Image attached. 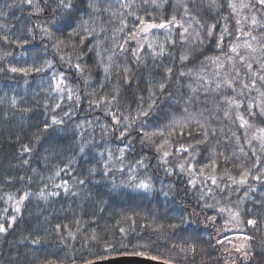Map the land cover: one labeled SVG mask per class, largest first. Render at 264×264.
<instances>
[{
	"label": "trees",
	"instance_id": "1",
	"mask_svg": "<svg viewBox=\"0 0 264 264\" xmlns=\"http://www.w3.org/2000/svg\"><path fill=\"white\" fill-rule=\"evenodd\" d=\"M125 2L131 8H124ZM71 3L76 22L68 28L69 11L58 7L59 0H32L31 5L27 0H0V225L6 229L0 232V264H88L120 256L167 264H264V151L253 139L264 128V118L250 116L247 108L251 104L250 111L258 112L264 105V83L256 79L257 73L264 74L259 68L264 63L260 46L264 27L244 24V31H251L256 41L236 30V20L250 21L253 14L264 22V9L239 8L256 0H235L238 13L231 11L228 0ZM90 3L99 10L93 11ZM173 16L188 28L186 40H181L183 29L174 25L139 32L125 44L129 34L142 27L137 17L159 24ZM80 20H89L98 35L70 36ZM122 21L127 26L120 31ZM210 25H215L211 36L207 35ZM225 27L232 35L225 33L223 45L217 48ZM59 40L64 43L58 45ZM245 41L256 51L245 48ZM97 42H102L99 48ZM233 42L241 45L240 54L253 64L251 72L243 62L237 61L234 69L225 60L227 45ZM138 45L142 46L139 59L132 54ZM161 47L163 53L157 54ZM185 54L189 59L181 62ZM208 57H219L224 67ZM237 71L235 91L223 86L214 90L218 80L232 79ZM61 74L65 77L61 89L71 90L72 99L66 91L56 90ZM160 83L166 91H160ZM242 84L250 86L240 95ZM101 96L116 100L97 106L94 101ZM224 97L243 103L236 108ZM149 104H154L151 110ZM141 110L149 115H140ZM108 113L117 114L120 124ZM53 116L63 123L53 124ZM240 116L251 127H241ZM172 121L188 128L185 135L169 138L165 150L171 155L165 164L154 144L142 143L139 132L141 128L152 132ZM129 124L132 128L120 138ZM204 130L209 133L207 140L198 143L204 140ZM153 139L163 143L159 137ZM181 145L188 151H178ZM25 146L31 151H24ZM257 157L261 163L254 168ZM211 161H216L215 168ZM247 170H251L247 183L230 179L239 181ZM141 180L150 188L137 187ZM65 181L68 191L57 187ZM25 193L27 198L21 200ZM242 244L244 248L237 251Z\"/></svg>",
	"mask_w": 264,
	"mask_h": 264
},
{
	"label": "snow or ice",
	"instance_id": "2",
	"mask_svg": "<svg viewBox=\"0 0 264 264\" xmlns=\"http://www.w3.org/2000/svg\"><path fill=\"white\" fill-rule=\"evenodd\" d=\"M27 3L29 5L32 4V0H27ZM213 3H215V0H213ZM257 5H259L260 8L264 9V0H256V3H241L239 5V8L240 9H243V8H253L255 9L257 7ZM124 8H131V3H128V2H125L123 3L122 5ZM58 7H63L64 9L68 10L69 11V20L66 21V27L68 28H71L73 27V24L76 22L74 18H71V9L73 8V5L71 3V0H59V4H58ZM89 7L93 10V11H98L99 9L96 7L95 4L93 3H90L89 4ZM228 7L231 9V11L233 13H238V7H237V4L235 3V0H228ZM35 11L36 12H39L40 9L39 8H35ZM184 13H185V16H187L189 14V9L187 7H185V10H184ZM130 15L132 13H129ZM91 19V17H90ZM194 19V17H193ZM227 19V18H225ZM137 20L139 21V23L142 25V27L140 29H138V32L137 33H132V34H129V36L125 39V44L128 43L129 40H135L136 39V36L139 32H143V33H148L151 29H154V28H159V29H165V28H171L172 26L174 25H178L180 28L183 29V33L181 34V40H186V35L188 33V28L184 27L183 23L180 22V21H177L176 17L173 16L171 18V20H168L166 22H162V23H147L146 21L143 20V18L141 17H137ZM93 24L95 23L94 21L92 22ZM197 24H199L200 22L197 20L196 21ZM245 23H248L250 25V28H255V27H264V22H261L260 20H258L257 16L255 14H253L251 16V19L250 21L248 20V17H243L242 19H238L236 20V25L238 26L237 27V32L241 33L243 36H246V37H250L252 41H256L257 40V37L256 36H253L251 34V31H247L245 32L244 31V24ZM122 27L120 29V31H123L124 30V27H126V23H124L122 21ZM189 27H191V24H189ZM200 27H204V25H200ZM76 28H78L80 31H76ZM76 28H73V31L72 33H70V36H77L79 37L80 35V32H83L84 33V38H87V37H93L95 38V36L98 35L97 31H96V28L92 26V24H90V21L89 20H80L78 24H76ZM215 28V25H210V26H207V35L211 36L213 34V29ZM103 26L101 25V31H103ZM43 31L45 32L46 35H48V30L45 28L43 29ZM225 33L228 34V36H231L232 33L229 32V30L227 29V27L224 28V30L221 32V34L219 35L218 37V40H217V43H216V47L217 48H221V46L223 45L224 41H225ZM196 36L197 38L199 39V33H196ZM3 39L7 40V37H3ZM64 41L63 40H59L57 42V44H63ZM81 43H83V40H81ZM102 42H97V44L95 45V48H99L100 47V44ZM175 43V42H173ZM149 48H152V44H148L147 45ZM245 48H249L251 49L253 52L256 51V48L253 47L252 43L248 42V41H245V44L243 45ZM261 49L264 50V44H261ZM120 49L123 51L124 50V45H120L119 46ZM228 49H229V52H226L224 53V56H225V60L226 61H229V62H232V65H233V68L235 69V64L237 61L239 62H243V66L246 68V70L248 72H251L252 68H253V64L250 63V62H247L246 61V58L245 56L241 55L240 54V47L241 45L238 44V43H229L227 45ZM142 50V46L138 45V49L137 51H133V56H135L137 59H139V56L137 55V52ZM163 53V47H161V52L160 53H157V54H162ZM97 55H100V52H97ZM61 59H64V57H61ZM69 63H71V58L69 57ZM109 59H111V57H109ZM189 59V56L187 54L185 55H181L180 56V60L181 62L183 61H187ZM207 59L209 60H212L213 63H216L217 64V67L219 68H222L224 67V64L223 63H220V58L219 57H216L215 59L211 58V57H208ZM47 67H51V62H48L47 64ZM74 67L80 71L81 73L83 72V69L81 68V65L80 64H76L74 65ZM259 68L261 71H264V63H260L259 64ZM12 72H27L26 69H17V68H11L10 69ZM36 72H41L43 71L42 68H36L34 69ZM127 71V69L125 70ZM168 73H172V69L169 68L166 70ZM181 76L185 75V73L181 72L180 73ZM217 75H219V73H217ZM65 79V77L63 76V74L60 75V81L57 83L56 85V90L57 91H66L68 93V99H72V92L71 90H68V89H61V84L60 82H62L63 80ZM256 79H258L260 82L264 83V74H259L257 73L256 74ZM239 82V72L237 71V74L234 78L232 79H223V80H218L215 84V89L216 91H219L221 89V87H227V88H230L232 89L233 91H235V87L234 85ZM256 84V80H252L251 81V86H255ZM250 85L249 84H242L241 85V92H240V95H243V89L245 88H248ZM159 89L161 92H164L166 91V85L164 83H160L158 85ZM101 88H103V85H101ZM207 90V89H206ZM193 92L196 91V89H192ZM76 100H79L80 97L77 95L76 97ZM189 99H191V97H189ZM224 102L225 103H228L229 105L231 106H234L236 108H239L241 106V104L243 103L242 101H238L236 99H233L231 97H224ZM116 100V97L115 96H112L111 99H109L107 96H101L99 97V99H97L96 101H94V103H96L97 106H100L102 103L105 105V106H108V105H111L114 101ZM57 108L60 107V104H57L56 105ZM154 107V104H149L148 105V108L149 110H151L152 108ZM247 108L249 109V115L250 116H260L261 118H264V105H261L259 107V111L258 112H252L250 111V109L252 108V105L249 104L247 106ZM184 112H187V108L183 109ZM111 115V118L113 121H115L116 124H120L121 122V119L117 116V114L115 113H108ZM140 115H143L145 117H147L149 115V111H143L141 110ZM65 116H68L69 113L65 112L64 113ZM224 115L227 117L229 115V113L227 111L224 112ZM124 120H128L129 118L128 117H123ZM165 119H167V115L165 116ZM240 121H241V127H251V125L249 124L248 120H245L243 116H240L239 117ZM52 123L53 124H61L63 123L62 120H59V119H56L55 116L52 117ZM134 123V121H133ZM177 126H179V132L177 133ZM49 126L47 125V123L45 124V131H47V128ZM203 127V126H201ZM132 128V125L129 124L127 126V128H125L124 131H121L120 132V138H124L127 133H128V130ZM188 128V125L187 124H181L180 121H172L170 122V124L168 126H164V125H161V126H158L154 131L152 132H148V131H145L143 128L140 129V132H139V135L142 136V143L144 142H147L149 144H154L155 147H156V151L158 153H160V159L166 164L168 163V160L166 159L167 157H169L171 155V153L167 150H165L166 146L169 145V138L174 136V135H185V130ZM260 135L259 136H253V139L255 140H259L260 144H261V151H264V128H259L258 129ZM187 135L191 136L193 135V133L191 131H188L187 132ZM203 135H204V140L202 141H198V143H204L206 140H207V137L209 135L208 131L207 130H204L203 132ZM154 137H159L161 139H163V143H159L157 144L156 141L153 139ZM249 143H251V141H249ZM125 147H128V145H125ZM191 147V146H189ZM83 150V149H81ZM24 151L26 152H30L31 149H29L27 146H25L24 148ZM120 156L121 158H123L124 154H125V151L124 149H120ZM178 151L180 152H187L188 149L185 148L183 145L180 146V148L178 149ZM241 152H243V148L241 147L240 149ZM109 157H111V153L109 152L108 153ZM253 155H256L255 152H253ZM227 159V158H226ZM25 163H27V161H25ZM138 163L142 164L143 161H138ZM261 163V160L259 157H257L256 159V163L253 164V167H257V165H259ZM211 165L213 168H215L217 166L216 164V161H211ZM181 171H184L185 170V166L184 164H181L179 165ZM190 167H194L193 166H190ZM204 167H208V165H205ZM203 170H201L202 172ZM59 173H57L58 175ZM251 175V170H247L245 172H243L241 174V178L239 181H236L234 178H231L232 179V182L233 183H240V184H244V183H247V177ZM254 179H257L259 180L260 179V176H256V177H253ZM130 179H135V177H130ZM209 179H211L212 183L215 184L216 183V178L214 175H211L209 176ZM79 183L83 184L84 181L83 180H80L78 181ZM192 183H195V181H191ZM150 183L149 182H145L144 180H141L140 183L137 185V187L139 188H143V189H149L150 188ZM57 187H64L65 191H68V187H67V182L65 181L62 185H57ZM41 195L43 196L44 193L41 192ZM51 195H56V193H51ZM28 196V193H25V195L23 197H21V200L23 199H26ZM17 211H19V205L17 206ZM223 211V209H222ZM238 215V213H237ZM14 219V217H13ZM249 224H255V221L253 220H249L248 221ZM6 229L4 228L3 225H0V232H3L5 231ZM34 243H36V241H33ZM244 248V245L242 244L240 246V248L237 249V251H241L242 249ZM192 251L195 252V248L193 247L192 248Z\"/></svg>",
	"mask_w": 264,
	"mask_h": 264
},
{
	"label": "water",
	"instance_id": "3",
	"mask_svg": "<svg viewBox=\"0 0 264 264\" xmlns=\"http://www.w3.org/2000/svg\"><path fill=\"white\" fill-rule=\"evenodd\" d=\"M89 264H167L163 261L139 256H120L106 260H100Z\"/></svg>",
	"mask_w": 264,
	"mask_h": 264
}]
</instances>
